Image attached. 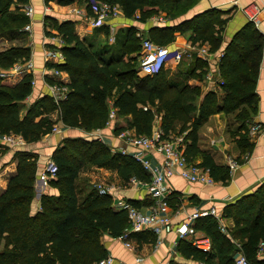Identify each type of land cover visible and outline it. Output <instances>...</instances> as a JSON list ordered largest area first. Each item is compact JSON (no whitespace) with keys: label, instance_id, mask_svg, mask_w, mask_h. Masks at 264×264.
Returning <instances> with one entry per match:
<instances>
[{"label":"trees","instance_id":"16d2710c","mask_svg":"<svg viewBox=\"0 0 264 264\" xmlns=\"http://www.w3.org/2000/svg\"><path fill=\"white\" fill-rule=\"evenodd\" d=\"M103 1L118 5L127 19L135 20L138 16L136 20L142 23L157 13L155 7L178 17L197 0H191V6H181V0ZM23 2L0 0V74L31 58L30 47L17 44L28 36L24 28L29 18L21 9ZM58 2L68 5L73 0ZM85 3L88 13L93 15L89 0ZM226 22L222 13L208 10L179 26L154 28L148 38L168 45L174 41L176 31H192L193 44H208L216 52L221 47L220 33ZM137 33L138 29L131 27L124 34H117L115 45L94 50L75 33L74 23L59 25L58 34L63 40L60 50L65 59L51 68L69 74L70 82L60 83L69 89L67 99L57 104L46 94L31 103L22 115L23 104L33 92L34 76L27 72L8 78L0 75V135H19L26 143L33 144L60 125L89 132L102 129L108 119V100L114 98L120 116L126 119V129L134 130L138 136H151L157 113L164 138L185 135L184 154L188 161L197 163L200 158L199 164L209 169L215 182L227 183L229 167L218 165L208 151L200 148L199 129L220 112L234 115L238 123L234 132L237 148L243 155L252 152L254 142L249 139L248 127L256 113L255 86L263 42L257 28L249 22L224 50L220 65L223 101L215 92L207 93L200 101L198 87L190 89L179 78L169 79L164 70L139 77V65L133 57L142 42V35ZM6 43L10 45L6 47ZM196 63V68L206 67L200 60ZM203 77L202 72L199 78ZM146 106L154 107L155 112L149 108L144 110ZM13 161L17 162L16 174L0 195V264H97L109 255L102 238L109 235L118 239L129 227V218L126 211L113 208L111 197L99 195L87 181L80 186V171L87 165L112 170L124 183L134 178L143 182L152 179L132 157L112 154L99 140L68 138L52 155L58 172L50 184L59 195L44 196L42 210L33 214L38 155L17 151ZM175 197L172 192L170 203ZM131 204L137 207L134 202ZM223 217L234 222L225 233L218 220L211 216L198 219L194 225L198 233L210 238V251H200L190 240L181 239L177 245L180 255L190 264H235L239 250L236 244H240L250 264H264V259L257 256L259 245L264 242V187L252 196L227 205ZM130 239L141 246L143 242H155L156 236L152 232H139Z\"/></svg>","mask_w":264,"mask_h":264},{"label":"crops","instance_id":"0c3cea01","mask_svg":"<svg viewBox=\"0 0 264 264\" xmlns=\"http://www.w3.org/2000/svg\"><path fill=\"white\" fill-rule=\"evenodd\" d=\"M58 1L63 0H24L23 4H20L23 9L28 6H32L34 9L32 32L28 34L23 42L17 43L30 47L32 53L31 59L34 64V78L36 84L33 86L32 95L23 104V106L25 105L26 107H29L36 99L46 94L50 95V85L56 83L68 84L70 82V77L67 72L56 69L60 72L58 77H55L52 73V70L55 68H51V65L60 64L62 62L53 63L52 61L46 60V54L48 52H61L60 47L63 45V40L58 34V26L65 22L74 23L75 33L81 39L86 40L87 44L92 46L94 50H97L100 48L97 42L102 37L107 39V31L109 32L108 39L110 45L116 44L117 34H124V31L126 32L127 29L131 27L138 29L137 36L142 35V37L145 36L146 39H150L148 36L150 35V31L154 28H173L179 26L184 21L190 20L196 15L208 10H216L222 13L223 19L227 20L220 33L222 38L220 49L225 50L234 36L249 24V20L243 14L242 10L253 3L264 9V0H197L192 7L178 17H173L167 12L161 11L159 8L155 7L153 9L156 10L157 13L149 21L140 23L136 20L137 18L135 20L127 19L121 8L117 5L120 12L119 16L109 22V27L103 26L93 28L85 19L76 14L77 10L82 9L83 11L85 10L87 15H90L85 0H73V2L68 5H61ZM190 2L191 0H181L180 5L186 6L189 5ZM89 3L93 9L108 2L103 0H89ZM12 7L15 8V6ZM260 18L261 23L256 28L263 42L255 86L256 113L252 115L251 123L255 122L261 124L263 126V132L258 138L253 140L254 147L252 152L243 155L235 143L234 132L236 129L227 128L226 115L220 112L208 119L199 129L200 148L208 151L218 165L228 166L229 159L233 158L238 160V158H240V166L235 171H230V179L227 183L216 182L213 186L209 187L190 184L179 176H175L168 180L167 186L171 192H174L176 195L170 203L171 214L175 217V215L180 212V215L174 218L175 223L182 221L185 214L193 213L198 209L207 210L215 207L221 215V225L228 229L234 222L232 219L223 217L224 208L244 197L256 194L264 187V13ZM191 34L192 31H187L185 33L176 31L174 41L163 46L172 50L186 49L191 42ZM112 37L114 41L111 40ZM135 54L136 53H134L133 56ZM196 60L199 59L186 60L187 63L182 62L180 64L169 62L165 69L169 72L170 76L176 75L179 71L182 72V75H187L189 84L200 89L201 101L207 93H217L218 90L222 89L218 86V82L223 80V78L220 72V65H217L214 61L204 62L206 67L200 69L196 68ZM202 72L204 73V77L199 78ZM211 74L213 76V82H209L208 80ZM169 79H171V77H169ZM221 94L222 95L218 96L219 99L223 101L225 98L223 94L225 93ZM108 104L109 112L107 121H109L111 108L115 107L114 98L109 99ZM150 108L153 109L154 107ZM153 112H155L154 109ZM158 119H156V123L157 125L160 124V126H157L155 129L161 128V123ZM59 127L58 132L47 135L41 141L42 145H37L32 149L29 148L26 150L23 148L25 146H22L21 149H16L11 145L9 146V144H5L4 146L3 143H0L1 147H5L8 150L6 157L0 161V195L7 189L10 178L16 174L17 162L13 161L14 154L17 151H29L38 155L35 196L31 205L33 214L42 210V198L44 196L59 195V191L50 184V181L54 177L43 175V173L48 162L52 160V155L62 142L65 139L73 138L78 132L73 131V128L67 126L60 125ZM122 130H126V119L120 116L117 111L116 121L112 125H107L106 123L105 127L102 128L99 133L101 136V140L99 141L102 142L112 154H115V151L120 149L123 145L122 141L118 138V134ZM129 130L134 132L132 129ZM90 132L84 131L85 135H88ZM185 143L184 141V151L186 149ZM245 156H248V158L245 159ZM145 157L149 160L152 167L161 166L164 160L163 156L157 153H146ZM196 162L200 163L201 159L198 158ZM96 169L99 171L100 183L112 189L115 199L125 200L130 203L134 202L137 208L141 209L142 212H150L153 206V199L146 188H135L130 182H122L115 171L98 167H96ZM78 184L82 186L84 183L82 184V181L78 180ZM85 193L86 192H83V194ZM200 235L203 234L200 233ZM157 239L158 237L156 236L155 242H143L141 246L138 245V249L135 251L127 249L123 242L118 239H113L109 235H105L102 241L107 247L110 256L127 264H166L168 261H170L171 264L173 262L175 264H190V262L185 260L177 251L179 239L175 234H163L162 243L160 245H157ZM236 245L238 247L240 244ZM240 247H238L239 250L236 257L240 253ZM257 256L260 259H264V255ZM137 257L141 259V263H135Z\"/></svg>","mask_w":264,"mask_h":264},{"label":"built area","instance_id":"2783aa9c","mask_svg":"<svg viewBox=\"0 0 264 264\" xmlns=\"http://www.w3.org/2000/svg\"><path fill=\"white\" fill-rule=\"evenodd\" d=\"M93 15H87L85 10L79 9L76 14L85 19L93 28L108 26L109 22L118 18L119 8L117 5L109 3H103L99 7L93 8ZM26 16L29 18V23L25 26L24 30L28 34L32 32V22L34 16V9L32 6H28L23 9ZM243 14L247 17L250 23L255 27H258L261 23L260 16L264 13V9L259 5L253 3L248 5L242 10ZM138 19V16H136ZM114 41V38H111ZM141 56L139 62L138 73L145 76H153L159 73L161 70H165L166 65L169 62L180 64L184 58L187 60H204L206 62L214 61L217 65L221 62L224 56V52L211 51L208 44H189L186 49H170L166 46H162L150 39H144L141 44ZM65 59L62 52L51 51L46 54V60L53 63L63 62ZM19 72H27L34 76V64L30 58L24 63L16 64L11 70L4 71L1 75L2 78H8L14 76ZM55 77L60 75V72L56 69L52 70ZM209 82H213L212 74L208 77ZM35 80L32 82V86H35ZM224 81L220 80L218 86L222 87ZM50 95L54 101L59 104L67 99L69 89L59 83L50 85ZM145 107L144 110H147ZM117 108L113 107L109 113V121L107 125H112L117 119ZM159 117L155 116V119ZM59 126L54 127L53 132H58ZM101 129L90 132L88 135L90 138L101 140ZM263 132V126L259 123L253 122L248 127V136L251 141L258 138ZM118 138L122 141L123 145L120 149L116 150V153L121 155L130 156L136 162L141 164L143 169L151 175L150 182H143L137 179H131L130 183L135 188H146L151 198L153 199V206L149 213L142 212L133 204L125 200H117L114 198L113 191L105 184H95L99 195L109 196L113 201V208L119 211H126L129 218V227L124 231L123 235L118 238L123 242L124 246L135 251L138 246L134 241L130 239V236L139 232H152L157 239V245L162 243L163 234H175L176 237L181 239H188L192 245L203 252L211 250L212 243L210 238L200 235L194 227L196 221L204 217H214L220 223V229L224 233L227 231L226 227L221 225L222 218L215 207L207 210H196L193 213L185 214L182 221L175 223L174 218L180 215L171 214L169 197L172 194L171 190L167 186V181L175 176L181 177L193 185H199L202 187L213 186L216 182L209 169L201 166L199 163H190L184 154V141L185 135H176L170 138H164L162 129H155L151 136H138L135 132L129 129L122 130L118 134ZM0 141L5 144H10L12 147H22L24 139L19 135H0ZM146 153H157L162 155L164 160L161 166L152 167L149 160L146 159ZM248 156H245L247 159ZM240 166V162L236 159L228 160V167L231 172L235 171ZM58 172V167L54 161L50 160L45 168L43 175L55 177ZM240 247V245H238ZM258 255H264V242L259 245ZM135 263H141L140 258L135 259ZM97 264H127L123 261L117 260L113 256L108 255L107 258L101 260ZM166 264H171L168 261ZM235 264H250L247 257L240 250V253L235 259Z\"/></svg>","mask_w":264,"mask_h":264},{"label":"rangeland","instance_id":"374dc122","mask_svg":"<svg viewBox=\"0 0 264 264\" xmlns=\"http://www.w3.org/2000/svg\"><path fill=\"white\" fill-rule=\"evenodd\" d=\"M189 6H191V5H189ZM188 6V7H189ZM13 9H14V7H12ZM26 8V7H25ZM21 9H23V7H21ZM23 11V10H22ZM178 14V13H177ZM28 34V33H27ZM144 39H146L145 37H142V39H140V41L142 40H144ZM98 43V46L99 47H103V46H105V45H110L109 44V39H108V37H107V39L106 38H100L99 39V41L97 42ZM192 42H190V44H191ZM141 44H142V42H141ZM6 47L7 46H9L10 44H4ZM163 46V45H162ZM202 46V45H201ZM141 51H142V49H141V46L139 47V50L137 51V53L133 56V57H136V61H137V67H138V65H139V62H140V56H141ZM219 52H224V55H225V51L224 50H219ZM129 58V57H128ZM128 58H126V61L128 60ZM223 58H224V56H223ZM222 58V59H223ZM222 59H221V62H222ZM186 58H184L183 60H182V62L183 63H185L186 62ZM189 60V59H188ZM200 61H203V62H205L206 63V61H204V60H200ZM181 62V63H182ZM221 62L219 63V65H221ZM187 63V62H186ZM139 68V67H138ZM165 72H166V74H167V76L168 77H171V78H173V79H180L179 81H183L185 84H188L189 85V87H190V89H195V88H197V87H194V86H192V85H190L189 84V82H188V77H187V75H182L181 73L182 72H178L176 75H173V76H170V74H169V72H167L166 71V69L164 70ZM137 75L139 76V77H143V76H141L139 73H137ZM34 80H35V78H34ZM223 81V80H222ZM222 88V87H221ZM221 93H224V91H223V88L222 89H220V90H218L217 91V94L218 95H222ZM223 95H225V94H223ZM199 100V99H198ZM109 105V104H108ZM109 107V106H108ZM146 107H148L149 109H152V108H150V106H146ZM26 106L24 105V107L21 109V114L23 115L25 112H26ZM154 110H156L155 108H153ZM152 109V110H153ZM160 120V118L158 119V121ZM252 122V121H251ZM249 123V127L251 126V124L252 123ZM226 123H227V128L229 127V128H231V129H233V130H235L236 128H237V126H238V123L236 122V120H235V116L234 115H230V116H226ZM157 126H160V124L159 125H157V123H155V128L157 127ZM54 129V128H53ZM74 130L73 131H75V132H77L76 133V135H74V137L73 138H71V139H76V138H83V139H86L87 141H91V140H94L93 138H90L88 135H85V133H84V131H86V130H84L83 128H73ZM79 132H80V134H79ZM51 133H55V132H53V130H52V132ZM9 135H13V134H9ZM1 136H3V135H1ZM173 136H176V135H173ZM46 137V136H45ZM44 137V138H45ZM44 138H42L39 142H37V143H33V144H28V143H26V142H24V144H23V146H25V147H23L24 149H26V150H28L29 148L30 149H32V148H34L35 146H37V145H42L41 144V141L44 139ZM0 143H3V145L5 146V142H2V141H0ZM9 146H10V144H9ZM13 148H15V147H13ZM22 147H19V148H16V149H21ZM10 149V148H9ZM34 153V152H33ZM8 154V150L5 148V147H1L0 146V161L4 158V157H6V155ZM15 155V154H14ZM99 171L96 169V167H94V168H92L91 166H89V165H87L86 167H83L82 168V170L80 171V176H79V178H78V180L79 181H82V184L85 182V181H87L86 183H88L89 185H91L92 184V186L93 185H95V184H100V180H99ZM84 181V182H83ZM91 183V184H90Z\"/></svg>","mask_w":264,"mask_h":264}]
</instances>
